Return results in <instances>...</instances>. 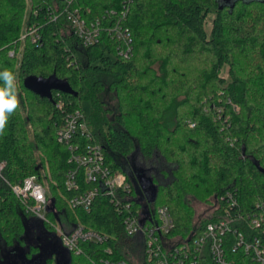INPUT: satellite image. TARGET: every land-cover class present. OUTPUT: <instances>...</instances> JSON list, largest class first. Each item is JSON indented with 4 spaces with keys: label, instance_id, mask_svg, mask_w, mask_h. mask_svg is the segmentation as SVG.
<instances>
[{
    "label": "trees",
    "instance_id": "16d2710c",
    "mask_svg": "<svg viewBox=\"0 0 264 264\" xmlns=\"http://www.w3.org/2000/svg\"><path fill=\"white\" fill-rule=\"evenodd\" d=\"M67 1L31 0L29 5L27 0H0V72L10 71L19 85V105L0 133V160L6 163L3 176L10 184L30 175L45 180L57 212L110 240L84 245L86 254L68 252L49 223L27 213L0 178V249L31 240L52 251L53 264L56 259L94 264L92 252L106 244L114 247V256L122 255L120 241L111 240L119 238L113 222L120 215L107 196L97 195L89 211L69 205L74 192L66 189L65 174L75 166L68 162L69 150L57 141L56 130L66 112L83 110V98L91 105L86 120L93 138L77 140L100 144L106 163L125 173L140 194L131 154L139 151L142 164L137 166L143 172L152 169L153 156L172 166L167 182L149 173L158 186L151 206L168 207L177 233H197L214 220L213 204L227 190L247 212L264 199V173L256 166L264 168V0H131L125 22L132 37L128 58L117 54L118 42L106 32L93 45H82L59 15L41 22L39 44L26 42L20 58L9 56L26 18L33 19L30 8H62ZM71 1L85 15L88 9L92 18L107 9L118 11L125 0ZM209 13L214 16L208 35ZM225 64L227 78L220 75ZM51 75L66 81L77 95L52 90L48 99L23 85L29 76ZM107 94L116 108L102 98ZM79 182L81 190L94 186L82 179L81 171ZM193 199L206 203L198 215ZM47 218L54 222L55 216L49 212ZM232 254L235 264H256L240 251ZM31 258L22 256L20 264H32Z\"/></svg>",
    "mask_w": 264,
    "mask_h": 264
},
{
    "label": "built area",
    "instance_id": "2783aa9c",
    "mask_svg": "<svg viewBox=\"0 0 264 264\" xmlns=\"http://www.w3.org/2000/svg\"><path fill=\"white\" fill-rule=\"evenodd\" d=\"M130 1L125 0L118 11L107 9L101 17L92 18L88 17V9L85 15L83 9L72 4L71 0L62 8L51 5L30 8L33 19L26 18L15 46L8 54L20 58L26 42H41V22L46 18L56 20L62 15L82 45H93L98 42L101 33L106 32L118 42L117 54L128 58L132 52V37L125 22ZM27 2L31 5V0ZM41 10L43 14H40ZM57 107L61 109L63 103L59 101ZM222 110L221 106L217 108L219 116ZM234 110L238 108L234 106ZM79 137L93 138L83 110L75 109L62 116L61 126L56 130L57 141L69 150L68 162L75 166L65 174V187L74 192L69 205L89 211L95 197L101 194L109 198L115 212L120 215V220L113 222L119 238L111 237V240L120 241L122 255L114 256V247L106 244L100 252H92L94 264H235L232 253L238 251L256 264H264V199L257 201L247 212L241 209L235 194L227 190L219 202L213 204L217 211L215 219L198 228L197 233L184 236L176 232L167 206L152 208L144 192V196L137 195L134 183L128 180L125 173L113 171L106 163L100 144H81L77 140ZM5 166V161L0 160V178L20 200L27 213L49 223L68 252L86 254L88 251L84 245H102L110 240L107 234L73 223L57 212L55 207V215L49 211L52 202L47 186L36 175L10 184L3 176ZM80 171L82 179L94 184L93 187L81 190ZM49 212L55 216L54 222L48 220ZM111 243L116 245L114 241Z\"/></svg>",
    "mask_w": 264,
    "mask_h": 264
},
{
    "label": "water",
    "instance_id": "95a60500",
    "mask_svg": "<svg viewBox=\"0 0 264 264\" xmlns=\"http://www.w3.org/2000/svg\"><path fill=\"white\" fill-rule=\"evenodd\" d=\"M23 85L28 90H31L34 93L48 99H51L52 90H59L67 94L77 95V92L74 91L66 81L57 79L54 77V75H51L47 78L29 76L24 80ZM132 155L133 154H131V156ZM256 166L260 172L264 173V168H261L258 163H256ZM137 175H138L139 183L142 185V188L146 193V197L150 201H153L156 198V194H157V189H158L157 184L153 182L152 177L146 176L145 173L140 168H137ZM136 193L137 195H140V192L138 190H136ZM51 202H52V207L49 208L48 210L52 211V213L55 215V212L53 211L54 203L52 200ZM146 214H148V212H146ZM31 260L34 261L36 260V258L32 257ZM55 262L56 264H67L65 260L62 261L56 259Z\"/></svg>",
    "mask_w": 264,
    "mask_h": 264
},
{
    "label": "rangeland",
    "instance_id": "374dc122",
    "mask_svg": "<svg viewBox=\"0 0 264 264\" xmlns=\"http://www.w3.org/2000/svg\"><path fill=\"white\" fill-rule=\"evenodd\" d=\"M224 1V0H223ZM250 12L253 9H249ZM214 14L213 13H209L206 17V22H205V30L207 32V34L209 35L210 33V29H211V20L213 18ZM228 70H229V66L227 64L223 65V67L221 68V72L220 75L224 78H227L228 76ZM14 84H15V89H16V93L19 94V85L16 83V81L14 80ZM103 99H105V101L107 102V105L112 106L114 108H116V101L114 100V98L110 95H103L102 96ZM81 107L83 109L84 114L86 115L87 118H89L90 116V102L89 100H87L86 98L81 99ZM24 116V115H23ZM29 131H30V127H28ZM130 160L135 164V165H141L142 161L140 159V154L139 151L137 150L136 152L133 153V156L130 158ZM150 168L152 167V169L150 171H148L149 173H153L156 175V179H158L159 182H167L171 179V168L172 166L167 164L162 158H158V156H153L150 159ZM146 164V163H145ZM144 167H146L144 165ZM156 171V172H154ZM161 172L164 173V175H161ZM167 173V174H166ZM44 171L41 172V176L44 177ZM44 183L47 186V182L44 180ZM48 189V186H47ZM48 193H50L49 189H48ZM193 206L195 208V213L196 215L200 214V212L202 211V209L206 206V203H202L198 200H192ZM55 221V219L53 220Z\"/></svg>",
    "mask_w": 264,
    "mask_h": 264
},
{
    "label": "flooded vegetation",
    "instance_id": "af4514ba",
    "mask_svg": "<svg viewBox=\"0 0 264 264\" xmlns=\"http://www.w3.org/2000/svg\"><path fill=\"white\" fill-rule=\"evenodd\" d=\"M130 165H131V170L133 172V176L134 178L139 182L138 179V175H137V168L138 166L135 165L131 160H130ZM146 176L150 177L149 172H144ZM144 194L146 195L144 189H143ZM143 192L141 194H143ZM36 240L39 242L40 241V237L36 236ZM43 247H38L36 243H34V241H24L23 244L20 245H16L12 248H8L6 246H2L0 249V264H20L21 260L20 258L22 256H31V257H35L36 260H34L32 262V264H48V262H50V264H53L52 260H50V258L53 257V253L51 250L48 249V247H46V250H42ZM13 253V260L12 261H8L7 257H11L10 254ZM33 255V256H32Z\"/></svg>",
    "mask_w": 264,
    "mask_h": 264
},
{
    "label": "clouds",
    "instance_id": "9594fccd",
    "mask_svg": "<svg viewBox=\"0 0 264 264\" xmlns=\"http://www.w3.org/2000/svg\"><path fill=\"white\" fill-rule=\"evenodd\" d=\"M14 75L5 70L0 72V133L3 132L9 115L18 107L19 101L14 84Z\"/></svg>",
    "mask_w": 264,
    "mask_h": 264
}]
</instances>
